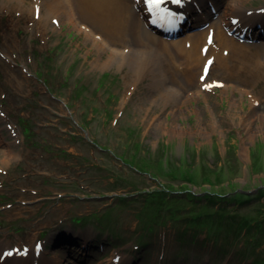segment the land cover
<instances>
[{
	"label": "rangeland",
	"instance_id": "1",
	"mask_svg": "<svg viewBox=\"0 0 264 264\" xmlns=\"http://www.w3.org/2000/svg\"><path fill=\"white\" fill-rule=\"evenodd\" d=\"M245 7L264 16V0H246ZM5 15L0 11V61L31 87L10 103L0 70V92L6 94L0 95V250L19 249L16 255L29 263L37 260V244L53 264H112L116 259L121 264H251L234 252L242 248L243 232L236 239L226 240L225 234L215 239L206 236V229L186 226L179 215L172 219L165 209L148 218L144 204L159 195L143 194L164 187H209L201 171L192 186L181 181L179 170L210 168L212 181L224 171L226 180L239 183L236 192L257 197L264 189V75L252 80L247 72L241 78L225 70L213 73L210 80H231L257 96L222 92V87L172 113V104L152 99L148 76L133 87L129 68L119 67L111 53L99 51L72 25L50 20L38 27L31 17L32 23L20 20L10 27ZM197 25L190 19L186 27L201 30ZM255 32L262 50L264 27L259 24ZM3 45L12 50L3 52ZM111 61L116 65L106 66ZM244 64L248 72H257L252 57ZM168 77L165 85H177ZM254 97L256 107L250 105ZM9 143L17 158H7ZM253 204L241 214L260 208ZM182 206L180 214L191 212ZM168 213L169 218L162 217ZM75 219L89 222L80 226ZM59 233L65 244L54 248ZM64 233L73 237L74 252L67 249ZM106 234L114 241L97 252ZM85 241L88 252L90 245L94 251L88 258L79 255Z\"/></svg>",
	"mask_w": 264,
	"mask_h": 264
},
{
	"label": "bare ground",
	"instance_id": "2",
	"mask_svg": "<svg viewBox=\"0 0 264 264\" xmlns=\"http://www.w3.org/2000/svg\"><path fill=\"white\" fill-rule=\"evenodd\" d=\"M145 1L1 0L0 11L6 14L5 22L10 27L20 20L32 23L31 17L37 20L38 27H45L50 20H57L59 26L72 25L76 30L84 33L99 51L111 53V57L119 67L129 68L130 75L127 77H132L133 87L148 76L154 86L152 99L160 101L164 106L172 104V113L178 111V105L197 101L199 97L211 93V91L205 93L203 91L208 90L207 86L215 82L209 79L213 73L225 70L241 78L247 72V79L252 80L264 75V49H258L260 45L254 35L257 34L255 29L259 24L264 27V16L248 10L245 7L246 0H192L191 3L180 0L181 5L178 10L188 16V21L181 26L183 30L190 19L194 24H198L196 28L201 29L206 24L207 26L198 31L178 34L177 38L172 40L158 35L148 27L146 17L140 12V5L143 7ZM227 2L229 3L226 11L222 15L217 14L222 8L225 9ZM234 31L235 33L230 36L229 33ZM31 32L36 34L41 30L32 29ZM244 34L247 41H254L253 44H241L237 41V38L241 39ZM7 49L12 50L5 45L1 47L3 52ZM247 57H252L257 69L256 73H250L245 69L244 63ZM208 63L210 69L205 76L203 68ZM110 65L116 64L113 61L106 64V66ZM0 70L5 79L2 86L10 89L7 92L10 103L31 87L29 80L8 63L0 61ZM169 74L172 80L177 81V85L164 84V80L170 79ZM237 85L231 80L224 81L222 92L241 91V95L257 96L246 89L243 91L238 89ZM0 95L5 97L6 94L1 91ZM258 101L257 97L252 98L250 105L255 106ZM233 105L236 103L234 102ZM176 131L181 130L177 128ZM5 153L9 159L17 158L13 143L6 146ZM174 203L167 206L179 215L180 210L173 206ZM152 222H155L154 219ZM64 236L69 240L67 233H64ZM63 239L59 233L54 238V248L64 245ZM184 242L191 244L188 241ZM87 252L86 247L82 246L80 254L84 255ZM69 258L73 259L71 256ZM37 260L29 263L25 262L27 260L23 257L17 256L7 259L6 262L0 260V264H53V261L46 260L44 253Z\"/></svg>",
	"mask_w": 264,
	"mask_h": 264
},
{
	"label": "trees",
	"instance_id": "3",
	"mask_svg": "<svg viewBox=\"0 0 264 264\" xmlns=\"http://www.w3.org/2000/svg\"><path fill=\"white\" fill-rule=\"evenodd\" d=\"M136 154L138 152L134 155ZM166 169L163 167V170ZM211 170L213 169L193 170L185 168L179 170L182 177L181 181L185 184L193 186V181L199 179L198 172L201 171L210 186H201L196 192L190 190L170 191L167 187H164L166 191L150 192L147 195L158 194L159 196L144 204V207L148 208L147 217H153L156 212L158 213V209H165L172 212L171 218L175 219L177 214L166 206L168 201L174 198L176 203L173 205L178 204L179 210L183 208L182 205L191 206V212L181 216L185 218L184 220L190 227L195 230L206 229L208 235L212 233L211 236L215 239L220 234H225L228 239L229 237L231 239V236L237 237V232H243L242 248L239 247L235 254L251 259V264H264V189L258 192L257 197L246 195L245 190L236 192L240 187L238 182L226 180L228 178L224 171L215 174L216 180L212 181ZM173 194L184 198L172 197ZM254 202H259L261 207L254 213L251 212L252 214H241L244 209L253 206ZM194 208L196 209L193 210ZM171 215L166 216L170 217ZM74 222L78 224L80 219H75Z\"/></svg>",
	"mask_w": 264,
	"mask_h": 264
},
{
	"label": "snow or ice",
	"instance_id": "4",
	"mask_svg": "<svg viewBox=\"0 0 264 264\" xmlns=\"http://www.w3.org/2000/svg\"><path fill=\"white\" fill-rule=\"evenodd\" d=\"M165 0H149L150 5L159 6L160 4L164 3ZM175 2L179 3L180 0H175Z\"/></svg>",
	"mask_w": 264,
	"mask_h": 264
}]
</instances>
